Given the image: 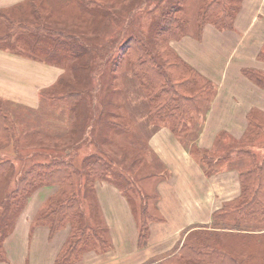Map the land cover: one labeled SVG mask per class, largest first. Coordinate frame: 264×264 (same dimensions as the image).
Masks as SVG:
<instances>
[{
	"label": "crops",
	"instance_id": "crops-1",
	"mask_svg": "<svg viewBox=\"0 0 264 264\" xmlns=\"http://www.w3.org/2000/svg\"><path fill=\"white\" fill-rule=\"evenodd\" d=\"M69 1L0 0V19L8 17L30 25L37 8L48 14L52 22L68 19L64 11L69 9ZM10 24L9 35H12L14 27ZM22 26L13 32L25 33L27 28ZM1 34L0 100L35 109L39 106V94L60 82L65 75L64 67L71 64L64 60L63 67L45 55L39 58L19 51L23 50L20 44L15 48L2 43L4 30ZM170 44L187 63L214 83L216 91L199 134L192 142L183 143L167 124L153 129L148 137L157 164L151 171L148 165L143 171L149 177L146 179L157 180L156 203L161 217L150 213L155 220H150L152 217L147 220V240L141 244V216L136 214L128 196L113 181L97 180L95 193L108 226L111 246L105 251L88 249L69 264H148L166 258L179 250L191 229L210 223L212 213L240 193L239 175L248 163L246 157L238 154V148L251 149L239 145L246 144L242 137L249 128L247 115L251 112L264 115V88L244 73V70L264 72V0H243L231 28L219 29L207 23L201 32L172 40ZM228 138L238 145L227 154L229 142L233 141ZM195 148L201 153H195ZM232 154L238 155L237 165H234L236 160L228 159ZM203 157L217 163L211 174L207 173ZM17 169L22 173L19 164ZM124 171L121 172L127 173ZM8 189L0 181V194ZM55 190V186L44 185L32 193L11 233L3 239L0 264L55 263L70 227L67 224L52 235L46 222L37 221ZM145 207L150 212L147 203Z\"/></svg>",
	"mask_w": 264,
	"mask_h": 264
},
{
	"label": "trees",
	"instance_id": "trees-1",
	"mask_svg": "<svg viewBox=\"0 0 264 264\" xmlns=\"http://www.w3.org/2000/svg\"><path fill=\"white\" fill-rule=\"evenodd\" d=\"M130 1L112 0L107 6L109 3L105 0H70L69 2L73 3L76 8V4H78L79 9H77L81 11V14L77 16L68 14V19L53 20L52 22L48 14L41 13L37 8L33 13L34 21L30 22V25L25 22L21 23V20H16V22L10 20L13 29L21 25L28 29L22 26L26 29L25 33L19 32V34L31 36L36 46H42L43 49H37L39 54L54 59L53 62L70 61V73L68 76H63L59 83L70 82L74 85H71L69 91L50 93L43 90L44 94L47 93L61 102L73 105V108L78 107V101L87 91L91 95H95L96 89L85 90L81 75L83 69L86 75L93 76L94 65L91 64V61L80 62L79 60L85 54H87V58H93L96 52L92 45L94 38L89 34L77 32L73 28L77 24L84 25L87 30L91 25H94V28L99 25L105 27L109 20L107 17L113 19L117 16L118 3L121 2L124 5ZM158 1L159 3L164 2L165 7L158 19L154 20L152 33L146 37L131 33L122 38L118 48L120 55L113 63V74H116L121 61L125 58L134 77L139 80L147 95L144 98L149 106L146 114L148 121L165 122L172 129L173 134L177 135L184 143L181 135L187 131L189 120L193 118V113H199L204 105L205 107L209 106L214 98L216 87L212 81L204 78L195 67L187 63L170 44L172 39L183 37L182 32L188 23L182 18L184 0ZM242 1L201 0L196 17L199 27H201L198 32H201L208 22L219 29L233 27ZM94 28L90 32H96ZM114 47V45L111 46V49ZM48 58L43 59L48 60ZM244 73L264 88V72L244 70ZM114 79L112 77L111 83ZM76 84H78V88L75 87ZM81 84L83 85L80 86ZM114 90L116 91V88L112 91ZM105 100L108 106L117 107L113 94L109 91ZM95 107L96 105L91 106L92 109ZM111 114L110 116L114 115ZM114 117H110L108 120ZM98 118L101 119V116L99 115ZM247 118L249 128L243 135L242 142L248 143L261 136L264 123L258 119L254 112L249 113ZM12 119L0 105V150H14L19 147L16 143L19 136ZM113 123L120 124V122ZM238 154L249 158L253 164L252 167L240 172V193L220 209L214 211L210 223L191 229L178 251L148 264H245L251 259V256L245 257L237 253L240 246L237 245L236 238L245 231L253 232L264 229V156L260 160L256 152L243 148L238 149ZM132 160L134 159L124 154L118 161L122 164L121 166H125L126 162H132ZM202 160L205 166V157ZM209 160L214 162L213 159L209 158ZM113 165L115 162L112 158L108 159L105 154L103 155L102 150L96 149L91 155L83 158V172L80 179L79 177L77 180L75 179L74 174L78 169L75 162L62 157L48 162H35L25 167L20 177L16 178L13 160L5 158L0 161V179L3 182L9 179L10 184L14 181L16 186L6 190V203L4 199L2 201L0 199V216L8 222L11 219L14 220V224L16 220L14 217L18 215L38 187L55 186L54 194L49 197L37 216L39 223L46 222L50 226L52 235L67 224L70 227L69 236L60 249L54 264H69L77 261L88 249L108 250L111 243L108 236L104 235H108V226L101 214L95 193V184L97 180L109 177L112 167L114 168ZM206 170L208 174L212 173L208 168ZM116 176L122 182L123 186L119 185L120 188L131 201L129 193V189L133 188L131 179L121 171ZM147 177L148 175L141 170L137 173L136 179L142 181ZM143 194V192L140 193L141 198L145 197ZM9 210L11 215L6 214ZM140 216L142 220L140 242L143 244L147 240V220L152 217L145 204L140 209ZM5 219L2 218V222H5ZM8 225H4L3 229L10 228V230L5 232L6 234L2 238L0 237V259L3 239L13 229V225L11 227Z\"/></svg>",
	"mask_w": 264,
	"mask_h": 264
},
{
	"label": "rangeland",
	"instance_id": "rangeland-1",
	"mask_svg": "<svg viewBox=\"0 0 264 264\" xmlns=\"http://www.w3.org/2000/svg\"><path fill=\"white\" fill-rule=\"evenodd\" d=\"M105 1L109 3L107 5L109 6L112 0ZM76 5L79 9L78 4ZM200 5L201 0H184L182 18L188 23L182 32L183 36L193 33L196 34L200 30L201 27H199L196 18ZM68 6L69 9L64 12L71 15L81 14V11L78 10L73 3L69 2ZM164 7L165 3H159L158 0H131L124 5L120 2L118 3L117 16L113 19L107 17V20H109L106 22L105 27H103L104 25H99L94 28V25H91L90 29L87 30L84 25L77 24V26L73 28V30L75 29L77 32L92 36L94 38V44L92 43L93 49H96L93 58L89 59L87 58V54H85L79 60L80 62L91 61V64L94 65L93 76L89 74L86 75L83 69L81 70V75L85 84V90L96 89L97 91H95V95H91L88 91H85L86 93L83 98L78 101L77 108H73V105L61 102L55 97L47 95V93L39 94V106L35 109L15 104L12 101L0 100V105L3 110L13 118L14 128H16V132L19 136L18 138L16 137V143L19 147L17 149L14 148V150L5 149L3 153L0 152V157L2 159L7 158L13 160L16 178L22 174L19 173L17 169L18 164L23 171L25 167L35 162H48L57 157H62L75 162L78 167L77 173L75 172L76 174H74L75 179L77 180L78 177L80 179L83 172V158L91 155L94 150L100 149L103 155L105 154L108 159L112 158L115 162L109 177H105V179L102 180H110L118 186L122 185L121 180L116 178V175L120 173V171L126 170V174L131 179V185L133 186V188L129 189V193L131 195V204L136 214L139 216L141 207H144V204L147 203L150 211L149 213L155 217H161L158 216L159 206L158 203H156L157 194L155 185L157 180L145 179L142 182L137 180L136 177L137 173L141 172V170L143 171L147 165L150 171L153 166H156L157 157L148 146V137L153 129L165 124V122L148 121L146 114L148 113L149 106L147 100L144 98V96L147 95L145 90L141 87L139 80L134 77L133 71L127 60L124 58V60L121 61V65L117 69L116 74H113V63L116 62L120 55L118 48L120 47L122 38L131 33L144 35L145 37L151 34L155 23L154 20L156 21L158 19ZM59 20L60 18L58 21ZM9 22L10 19L8 17L6 20L0 19V35H2L1 32L3 30L6 34V36L3 35L5 39H1L3 40L1 42L4 44H12L15 48H19L18 44H20L23 50L19 51L34 54L41 58L42 54H39L37 49H43V47L36 46L31 36L20 35L19 33L13 32L15 29L12 31V35H9V32H11L8 28ZM93 28L96 32H90ZM0 45L3 44L0 43ZM113 45L115 47L111 49ZM60 64L63 66L65 63L62 61ZM64 68V76H68L70 73L69 66H65ZM112 77L115 79L111 83ZM71 85L74 84H70V82L65 84L58 82L47 92L51 93L54 91V93H56V91H69ZM82 85L83 84L80 86ZM75 87L78 88V84H76ZM114 88H116V91H112ZM108 91L113 94V99L117 103H115L117 107L112 108L106 103L105 97ZM93 105H96L94 109L91 108ZM207 109L208 107L204 105L199 113H193L194 116L189 120L187 131L181 135L187 143L197 138ZM110 113L114 115L111 114L112 116H110ZM254 114L259 117L261 121H264L263 114L259 112H254ZM99 115L101 119L98 118ZM110 117L114 118H111L110 121L108 120ZM112 121L120 122V124L116 125ZM101 126L104 127L102 128ZM228 139L231 140L232 138ZM232 140V142H229L227 154L228 152L234 151V148L238 145L234 143V139ZM249 142L248 144L246 142V144L241 143L239 145L251 148L258 154L261 160L264 156V128L262 129L261 136ZM194 151L195 153H201L200 150L196 148ZM124 154L129 155L134 160H132V162H126L125 166H121L122 164L118 160H121ZM224 157L226 160V154ZM228 159H231V162L236 160L234 165H237L238 155L232 154ZM244 159L247 160L248 165L245 168H241L242 171L253 166L249 158L246 157ZM214 162L205 159L206 168L211 171L214 170L217 165V163ZM240 163H244V161H240ZM0 181L3 182V180ZM3 184L9 189L16 186L14 181L10 184L9 179L5 180ZM143 188L145 197L142 196L141 198L140 193H142ZM0 196L1 201L4 199L6 203L5 199L7 194H2ZM149 196L151 197L149 198ZM28 201L29 199L25 205H27ZM24 207L18 215L16 214L17 216L14 217L15 219L21 215ZM6 214L11 215L10 210ZM153 216L150 220H155ZM1 217L2 216H0V237L2 238L6 234L5 232L10 230V228L3 229L4 225H8L9 223L8 226L11 227V225H14V220L11 219L12 221L10 220L8 222L2 217L5 219V222H2ZM104 235L106 237L108 236L107 234ZM236 240L237 245L240 246L237 253L245 257L251 256V259L245 262V264H264V229L255 230L253 232H242L238 235Z\"/></svg>",
	"mask_w": 264,
	"mask_h": 264
}]
</instances>
